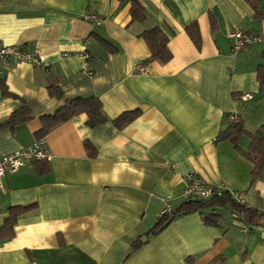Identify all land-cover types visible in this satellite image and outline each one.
<instances>
[{"label":"crops","instance_id":"1","mask_svg":"<svg viewBox=\"0 0 264 264\" xmlns=\"http://www.w3.org/2000/svg\"><path fill=\"white\" fill-rule=\"evenodd\" d=\"M137 1L142 22L132 20L128 0H0V43L44 56L43 66L0 58V122L23 106L31 114L0 128V156L31 146L41 118L74 98L98 99L106 118L90 126L85 113L72 116L44 136L43 174L29 164L3 177L0 226L9 207L33 208L0 240V264H264V227L223 209L220 226L198 212L179 215L134 248L165 205L181 206L186 173L264 210V172L250 184L253 164L216 139L230 113L248 132L264 126V17L246 0ZM191 23L199 48L185 31ZM240 26L259 39L233 53L228 34ZM155 27L167 37L165 63L145 62L141 33ZM130 111L137 116L117 127L114 119ZM249 142L241 135L237 145Z\"/></svg>","mask_w":264,"mask_h":264},{"label":"trees","instance_id":"2","mask_svg":"<svg viewBox=\"0 0 264 264\" xmlns=\"http://www.w3.org/2000/svg\"><path fill=\"white\" fill-rule=\"evenodd\" d=\"M124 1V0H119ZM130 4V15L133 21L142 22L144 20V8L137 0H128ZM254 10V15L257 17H264L258 10V5L261 0H246ZM185 31L194 45L199 48L201 44L198 28L195 23H191L185 27ZM150 49V56L145 62L157 60L161 63L167 62L171 54L167 48V37L158 28L145 30L141 33ZM257 79L259 88H264V65H259L257 69ZM49 91L54 96H60V91L56 86H50ZM237 99L241 95L234 94ZM85 113L87 115V123L94 126L106 120L102 112L101 104L98 99L93 97H78L67 101L60 107L53 115H46L41 118V127L36 132L35 140L44 139V136L55 126L67 121L72 116ZM138 114V111L125 112L114 119L117 127H122L130 122ZM234 113L226 115V126L219 131L217 135L218 141L229 140L233 143L236 150H238L245 158L252 164L251 181L252 184L264 172V126L258 127L254 132H248L243 127L242 117L237 115V119L232 121L230 116ZM30 108L23 106L20 109L11 113L6 119L0 122V128L6 125H13L19 122L30 119ZM241 135H246L250 142L246 150H242L237 145V140ZM86 148H90L87 144ZM47 159L34 160L32 166L38 174H43L47 167ZM33 208V204L17 205L9 207L8 215L3 224L0 226V240L9 238L13 235V226L18 215ZM218 209L226 210L231 217L236 221L248 226L264 227V210L248 206L243 200L239 199L238 194L232 193L225 187L221 189L220 194H214L206 199H184L183 203L176 211H172L166 215H160L154 225L147 231L144 241H139L135 244L137 248L140 244L145 243L150 235H154L162 228L168 225L176 216L187 215L198 212L202 216V220L206 225L220 226L221 214Z\"/></svg>","mask_w":264,"mask_h":264},{"label":"built area","instance_id":"3","mask_svg":"<svg viewBox=\"0 0 264 264\" xmlns=\"http://www.w3.org/2000/svg\"><path fill=\"white\" fill-rule=\"evenodd\" d=\"M84 19L90 21L93 24L99 25L102 22V18L93 13H86ZM231 39V49L233 53L240 52L243 48L259 39L258 35L251 32L246 27L240 26L233 29L229 34ZM15 58L18 60L26 61L33 65L43 66L44 56L40 51L26 50L16 45H3L0 43V58ZM84 58H87L86 54H83ZM243 99L250 98V94L241 95ZM232 121L237 119V115L230 116ZM50 152L45 146V140H35L33 144L27 148L18 149L11 153L0 156V194L3 191L2 179L9 173L16 172L20 168L29 165L34 160L49 159ZM186 180V188L184 190V199H206L214 194H220L224 185L219 183L216 185H208L203 182L201 178L193 173H186L184 175ZM170 205H165L161 210L160 215H166L171 212ZM245 231V228L243 229Z\"/></svg>","mask_w":264,"mask_h":264}]
</instances>
